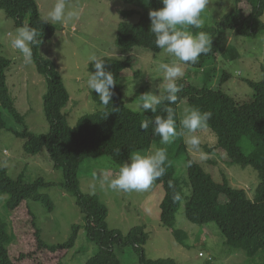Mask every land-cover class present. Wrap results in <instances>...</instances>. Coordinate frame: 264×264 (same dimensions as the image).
Segmentation results:
<instances>
[{"label":"trees","instance_id":"trees-1","mask_svg":"<svg viewBox=\"0 0 264 264\" xmlns=\"http://www.w3.org/2000/svg\"><path fill=\"white\" fill-rule=\"evenodd\" d=\"M119 1L137 10L121 13L123 21L119 23L117 29L115 42L117 49L126 54L134 49L146 50L154 55L160 53L162 49L155 46L149 19L150 11L163 6L160 0ZM244 1L251 6L248 14H244L241 8ZM233 3L234 8L216 24L215 28L197 29L189 26L187 30L195 35L199 31L212 34L215 30L222 29L227 36L233 34L241 38L253 37L258 32H264V24L260 21L264 13V0H233ZM0 12H3L15 27L27 22L40 33L38 39L41 43L33 46L32 62L36 72L45 81L46 93L42 103L43 114L49 128L47 134L36 135L26 127L24 116L18 112L7 84V72L12 62L3 56L0 46V134L3 131L10 132L17 139L23 140V150L29 156H37L45 150L54 169L60 170L63 174L64 183L59 187L75 198L76 206L83 215V225H73L72 234L65 243L47 244L41 238L37 220L28 203H40L47 212H52L53 203L40 191L56 185L41 178L26 183L23 174L12 180L7 176L5 169L0 167V195L8 196L6 211L9 220L8 228L0 220V264L31 262L30 259L36 254L58 257L56 264H63L65 256L74 248L78 233L82 229L86 238L98 248L96 255L85 264H122L114 249L125 246L133 248L139 256L140 264H178L172 259L149 260L145 257L144 246L148 234L144 226L131 229L126 236L118 231L109 230L106 206L96 196L83 194L79 185V169L84 160L108 157L115 166H122L129 161L133 153L147 152L153 144H160V137L153 133V125L150 124L147 130H142L140 124L145 118L166 116L164 111L166 106L172 107L175 113L178 133L175 153L177 156L185 157L190 189V195L186 198L185 219L196 226L214 224L226 245L231 249L243 251L248 259L264 254V68L261 69L260 82L245 81L253 92L250 101L237 103L223 92L221 87L213 89L208 85L211 82L208 70L204 71L205 84L201 88L187 82H177L180 91L176 94L178 99L175 104L167 105V102H162L153 112L135 113L122 103L119 87L120 78L133 66V61L129 58L125 60L104 58L101 60L105 62V69L111 71L116 79L114 96L107 106L93 96L102 109L81 117L72 128L63 113L69 95L62 78L54 63L43 58L39 52L44 44L52 40L55 34L54 27L40 18L35 0H0ZM131 17H138L137 23H129L128 19ZM216 53L217 46L213 43L210 51L206 55L201 54L198 63L189 67L205 68L210 64L209 60H215ZM235 56L237 54L230 52V60L233 61ZM88 71L94 72L92 65ZM133 75L137 77L139 72ZM228 78L230 76L224 73L220 84ZM183 101H186L188 106L199 108L201 112L212 113L205 129L211 132L216 143L212 147H201L207 154H222L228 164H236L241 168L251 167L257 172L260 182L253 199H249L245 191L230 187L223 174V177L215 182L186 152L182 130L178 128L180 127L178 106ZM6 117L12 120L11 126H8ZM14 125H19L21 129L14 128ZM242 140L253 141L251 154L245 155L238 147ZM164 167L165 174L154 181L160 185L164 193L159 206V222L164 229L171 231L178 244L186 247V233L174 228L175 214L183 200V192L168 159ZM176 195H179V200L174 199ZM16 224L23 227L27 225L33 231L34 251L31 253L26 251V247L19 241L20 228Z\"/></svg>","mask_w":264,"mask_h":264},{"label":"rangeland","instance_id":"rangeland-1","mask_svg":"<svg viewBox=\"0 0 264 264\" xmlns=\"http://www.w3.org/2000/svg\"><path fill=\"white\" fill-rule=\"evenodd\" d=\"M40 18L45 21L46 14L53 6L55 0H35ZM68 5L78 8L81 12L78 20L68 24H51L55 34L49 42L40 49L43 58L51 60L56 66L63 84L69 95V101L63 110L67 123L74 127L78 120L102 109L93 98L96 96L86 87L88 69L92 63L89 57L95 55L98 59L112 58L133 61V66L120 78L122 103L135 113H150L160 105H154V110L140 111L138 104L140 96L145 93L164 95V78L158 71V64H171L175 58L162 50L158 54H151L142 49H134L131 53H121L116 45L117 29L123 21L121 13L134 10L119 0H67ZM234 8L233 0H209L206 9L201 13L204 26L201 29L215 28L216 24ZM244 14L251 11V6L244 1L242 6ZM137 10V9H135ZM138 17H131L128 22L135 24ZM264 24V13L260 18ZM13 22L0 12V46L4 57L12 64L7 72V84L18 112L24 116L28 130L36 135H45L49 132L47 121L43 114L42 98L46 93V85L43 77L37 72L33 62L25 64L21 54L10 45L8 33L14 32ZM222 29L209 34L211 46H217L215 62L209 60L203 69L183 66L184 76L177 82H187L197 88L203 87L204 71L210 70L211 82L208 84L216 89L218 86L223 92L235 99L237 103L250 101L253 92L245 81L258 83L262 79L261 69L264 68V32H258L255 36L241 38L231 34L227 36ZM231 50V51H230ZM233 51V52H232ZM231 54H237L234 60H230ZM229 54V55H228ZM234 56V55H233ZM94 63V62H93ZM214 63V64H213ZM139 75L134 76V73ZM230 78L220 84L223 74ZM188 106L183 101L178 106V120L182 130V140L186 152L199 164L205 174L210 175L217 182L223 175L230 187L243 190L249 199H253L259 185L257 172L251 167L241 168L236 164H228L222 154H207L203 146L212 147L216 140L207 129L197 130L195 133H187L182 129L180 120L183 109ZM6 114V113H5ZM8 126L12 125L10 118H5ZM14 128L21 129L19 125ZM188 135H197L201 139L199 151L191 149L186 144ZM177 136L170 144H153L147 152H136L142 155L150 154L157 148H164L167 159L174 169L175 178L179 181L183 192L181 201L175 214L174 228L187 235L185 246L178 244L171 231L164 229L159 222V206L163 198V190L160 185L153 184L144 191L123 192L108 188L104 183L105 177L109 180L115 178L121 166H115L110 158L84 160L79 169L80 190L85 195L96 196L108 210L107 226L109 230L120 232L126 236L136 227H145L148 240L144 246L145 257L149 260L172 259L178 264H264V254H259L254 259H248L243 251L228 247L214 224L196 226L185 219L186 198L190 195L187 182L185 157L176 155L175 144ZM24 141L17 139L12 133L3 131L0 134V167L4 168L7 176L16 180L21 174L24 182L32 183L41 178L56 187L41 190L42 195L49 197L54 205L52 212L40 203L29 202L28 206L35 215L41 238L50 245L65 243L72 234L73 225H83V215L76 206L75 198L59 185L64 183L63 174L54 169L45 150L37 156H29L23 150ZM202 147V148H201ZM238 147L245 155L253 151V141L242 140ZM201 153L206 154L201 158ZM128 162V161H127ZM223 174V175H222ZM7 195H0V220L9 227L6 211ZM19 227L20 242L31 253L34 245V233L27 225L16 224ZM97 246L90 242L80 230L74 248L65 256L63 264H85L97 253ZM114 253L122 264H140L139 256L131 246L115 247ZM202 254L203 257H199ZM73 257V258H72ZM72 258V259H71ZM210 259V260H209ZM58 257L45 254H36L31 262L23 264H56ZM73 260V262H69ZM39 262V263H38ZM16 263V262H15ZM18 264V263H16Z\"/></svg>","mask_w":264,"mask_h":264},{"label":"clouds","instance_id":"clouds-1","mask_svg":"<svg viewBox=\"0 0 264 264\" xmlns=\"http://www.w3.org/2000/svg\"><path fill=\"white\" fill-rule=\"evenodd\" d=\"M162 7L149 12L150 32L154 36L155 46L173 56L175 60L169 63H159L158 71L162 72L164 78V95H153L145 93L140 96L138 110L153 111L154 105L167 102V105L177 102V93L180 87L177 80L184 76L183 66L198 63L201 54L206 55L211 49L212 37L205 31H199L195 35L187 29L189 26L201 29L204 20L201 13L206 9L209 0H160ZM81 12L78 8L68 5L67 0H55L53 6L46 14L45 23L68 24L80 18ZM10 45L17 50L25 64L31 63L33 59V46L41 43L38 37L40 33L36 28L30 27L27 22L16 27L14 32L7 34ZM94 72L88 73L86 87L95 92L101 103L107 106L114 96L113 89L116 79L111 71L105 69V62L95 55L89 57ZM94 62V63H93ZM166 116L157 115L154 118H145L141 121L140 128L147 130L153 125V133L160 137L161 144H170L178 135L176 130L175 113L172 107L166 106ZM211 112H201L199 108L186 106L180 120L182 129L187 133H195L208 127ZM184 141V139H183ZM186 144L193 150L199 151L201 139L197 135H188ZM206 154L201 153V158ZM167 152L164 148H157L147 155L133 153L128 162L124 163L115 178L105 177L104 183L108 188L117 191H144L150 188L154 181L165 174V162ZM171 186V184H170ZM179 200V195L174 196ZM199 257H203L199 254ZM210 260V259H209Z\"/></svg>","mask_w":264,"mask_h":264}]
</instances>
